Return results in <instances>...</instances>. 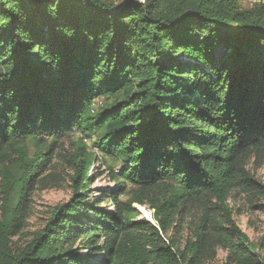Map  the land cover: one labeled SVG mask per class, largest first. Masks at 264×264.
Returning a JSON list of instances; mask_svg holds the SVG:
<instances>
[{
  "label": "trees",
  "instance_id": "trees-1",
  "mask_svg": "<svg viewBox=\"0 0 264 264\" xmlns=\"http://www.w3.org/2000/svg\"><path fill=\"white\" fill-rule=\"evenodd\" d=\"M72 130L122 162L117 186L87 195L79 146L75 197L19 244ZM251 160H264V3L0 0V264H210L219 249L223 264H264V235L250 240L228 202L264 198Z\"/></svg>",
  "mask_w": 264,
  "mask_h": 264
},
{
  "label": "rangeland",
  "instance_id": "rangeland-1",
  "mask_svg": "<svg viewBox=\"0 0 264 264\" xmlns=\"http://www.w3.org/2000/svg\"><path fill=\"white\" fill-rule=\"evenodd\" d=\"M261 3H264V0H241V5L244 8ZM105 102L106 100L104 98H97L94 104L95 111ZM96 140L97 134L86 136L77 130H72L67 136L56 141L52 153V160L50 161L47 172L54 174L58 180L54 186L43 188L42 184L38 183L31 189L26 201L27 223L25 230L18 239L19 244L23 245L31 232L44 226L56 206L63 208L75 197V193L71 187L70 175L72 173V161L78 154L79 146H83L84 152L93 156L89 171L90 181L87 195L91 198L109 197L108 192L115 190L117 184L113 180V176L117 175L120 177L119 172H121L123 164L118 158L114 159L112 156L106 155L104 151L100 150L96 144ZM51 141L52 139H47L46 144L40 147L29 142L27 144L29 157H33L37 152L45 151L49 144H51ZM248 167L264 183V160L259 165H256L251 160ZM1 196L2 193L0 192V204ZM104 201H101L98 208L105 211H112L113 204L111 201ZM228 202L233 208L236 222L247 234L248 238L253 241L260 240L264 235V198L258 200L257 203H251L245 194L234 191L229 197ZM254 204L259 205V207H256ZM134 207L140 212V217L154 223L152 210L150 211L145 206H137L135 204ZM186 232L183 229V234H186ZM79 245L77 244L76 247H79ZM86 251L82 249L81 253ZM224 258L225 252L219 249L216 259L210 264H223Z\"/></svg>",
  "mask_w": 264,
  "mask_h": 264
}]
</instances>
